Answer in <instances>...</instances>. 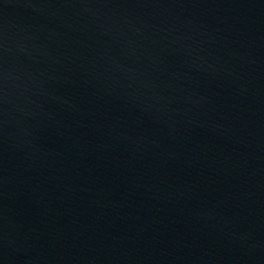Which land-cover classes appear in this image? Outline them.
I'll return each mask as SVG.
<instances>
[{
    "label": "water",
    "instance_id": "1",
    "mask_svg": "<svg viewBox=\"0 0 264 264\" xmlns=\"http://www.w3.org/2000/svg\"><path fill=\"white\" fill-rule=\"evenodd\" d=\"M0 264H264V0H0Z\"/></svg>",
    "mask_w": 264,
    "mask_h": 264
}]
</instances>
